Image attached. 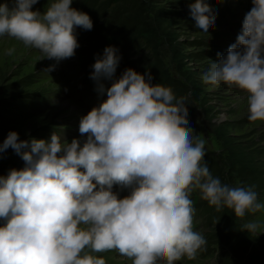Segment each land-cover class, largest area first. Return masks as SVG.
Segmentation results:
<instances>
[{
  "label": "clouds",
  "instance_id": "obj_1",
  "mask_svg": "<svg viewBox=\"0 0 264 264\" xmlns=\"http://www.w3.org/2000/svg\"><path fill=\"white\" fill-rule=\"evenodd\" d=\"M38 2H0V38L37 50L38 60L73 57L75 29L91 30L90 16L72 7L73 0H51L43 12L33 10ZM251 3L236 42L217 53L202 80L213 90L223 84L245 93L247 119L256 124L264 123V0ZM189 8L200 32L209 33L216 20L210 5L193 0ZM119 59L106 46L93 65L90 78L106 99L81 117L83 144L55 132L29 142L16 131L0 143V152L11 147L24 162L0 176V264H106L93 254L110 251L132 264L196 260L207 244L194 230L196 191L218 212L226 207L241 220L261 214L241 229L264 233L256 186L231 187L212 175L205 144L189 126L185 97L133 68L105 89L102 80L112 79Z\"/></svg>",
  "mask_w": 264,
  "mask_h": 264
},
{
  "label": "rangeland",
  "instance_id": "obj_2",
  "mask_svg": "<svg viewBox=\"0 0 264 264\" xmlns=\"http://www.w3.org/2000/svg\"><path fill=\"white\" fill-rule=\"evenodd\" d=\"M183 1L184 3L180 8L172 0H152V2H155L153 4L154 8L160 7L168 10L166 11V19L175 21L173 25L174 37L185 41L182 43L186 46L179 53H202L199 60H185L182 58L178 60V57H176L173 62L167 63L168 70L171 73L169 75L180 81L193 70L191 78L194 80V84L199 86V97L203 96V101L207 102V108L212 109V112L207 114L205 118L199 105V97L196 101L189 97V106L193 108L194 112L190 127L194 129L195 135L204 142L206 155L209 154L212 158H217L222 162V159L225 160L227 152L220 148L211 129L213 131L212 126L217 123L230 122L232 126L236 127L231 126L227 129V132L232 136L240 135L235 140L249 141L253 138L256 141L257 144L253 146L252 150L256 153L258 159L254 166L261 167L264 172V123L257 122L253 124L247 119L246 94L235 89L230 90L223 84L213 90L210 85L205 84L202 80L203 73L208 70L212 62L218 59L217 53L226 54L228 47L236 42V37L242 29L244 16L253 6L251 0H220V2H217V0H204L216 13L215 24L209 29V33H201L195 20L190 15L189 5L193 0ZM0 2H4V0H0ZM8 2L11 7L12 0H8ZM50 2L51 0H39L33 6V10L43 12ZM77 40L79 47L76 49L75 55L57 63L46 58L38 60L40 53L37 50L27 49L8 37L0 38V84H13V82L23 77L25 79L26 75L27 80L33 79V83L27 89H13L1 94L0 98L16 95V92H18L20 99H27L24 93L29 91H36L43 96L42 99H39L40 105L33 114L29 113V116L19 121L15 126H11L10 123L5 124L6 133L0 135L2 142L10 131H16L20 140H28L29 142L33 138L49 140L50 138L38 136L36 133L43 131L37 129V127L44 125L50 137L55 132L68 142L76 138L83 144L86 140V135L82 136L79 133L80 119L90 111L87 110L83 100L87 98L91 102H102L106 99V91L101 94L98 91L97 82L90 78L93 72V61L99 54L93 51L90 54L80 55L85 44L80 41V38H77ZM12 46L16 47V52L12 56L5 55V50ZM53 65L52 70H48ZM121 75L122 73L116 68L112 79H103L102 83L105 89L110 87L113 80L118 79ZM12 87H14V84L10 88ZM12 101L15 102V99ZM2 114L7 115V111H3ZM259 151L261 154H258ZM237 166V163L233 164L235 169ZM226 179L227 183L228 178ZM239 179V175L231 176L230 180L234 187L242 183ZM116 192L124 196L128 194L129 189L116 188ZM257 192L258 198L264 202V179ZM196 196L200 198L198 191L192 194V197ZM260 216L261 214L258 213L256 217L247 215L243 220L236 219L243 224ZM202 219L204 221V218ZM198 225L201 227V222L198 221ZM203 229L204 226L199 231L198 227L194 230L203 234ZM253 236L264 245V233L253 234ZM210 247L208 249V244H206V251L201 252L196 260H182L177 264H221L217 243ZM93 255L105 259L106 264H132L129 259L120 256L115 251L94 253ZM236 264L243 263L238 261Z\"/></svg>",
  "mask_w": 264,
  "mask_h": 264
},
{
  "label": "trees",
  "instance_id": "obj_3",
  "mask_svg": "<svg viewBox=\"0 0 264 264\" xmlns=\"http://www.w3.org/2000/svg\"><path fill=\"white\" fill-rule=\"evenodd\" d=\"M154 3L152 0H73L72 7L87 13L93 22L91 30H85L82 27L75 29V34H80L82 43L85 44L80 55L95 51L99 54V58H102L106 46L115 47L120 57L117 68L121 73L127 68H133L145 74L146 78L150 73L151 83L170 87L177 98H186L190 126L194 112L189 106V97L196 101L200 93L199 86H196L191 78L193 70L180 81L169 75L171 73L167 63L173 62L176 57L178 60L181 58L199 60L202 53H179L186 47L182 43L185 41L174 37L175 21L165 18L168 10L154 8ZM173 3L181 8L184 1L175 0ZM25 77L13 82L12 88L10 87L13 84L1 83L0 95L13 89H27L33 83V79L27 80V75ZM16 93V95L0 98V103L2 102L0 104V135L6 133L5 124L10 123L11 126H15L29 116V113L33 114L40 105L39 99L43 98L36 91L24 93L27 99H20L18 92ZM14 99L15 102L12 101ZM199 105L206 118L212 109L207 108L208 105L203 101V96L199 97ZM3 111H7V115L2 114ZM231 126L230 122L217 123L212 126L214 130L211 129L220 148L227 152L225 160L222 159L221 162L209 154H205L204 160L212 175L218 177L222 183L234 187L230 178L232 175H239L242 183L236 187L255 185L257 191L264 179L263 169L254 166L258 156L252 149L257 143L253 138L249 141L235 140L240 135H230L227 129ZM45 128V125L37 127L43 131L36 133L38 136L49 139L50 134ZM0 143H2L1 140ZM258 154L261 152L259 151ZM234 163L238 164L236 169L233 167ZM23 166L21 156L11 147L0 152V176H7L11 169H19ZM226 178H228L227 183ZM198 202L201 205L199 213L204 218L203 236L207 241L208 249L217 243L221 264H236L238 261L243 264H264V245L252 234L241 229L242 223L236 219L232 210L225 207L218 212L207 201L200 198ZM2 223L3 221H0V224Z\"/></svg>",
  "mask_w": 264,
  "mask_h": 264
}]
</instances>
